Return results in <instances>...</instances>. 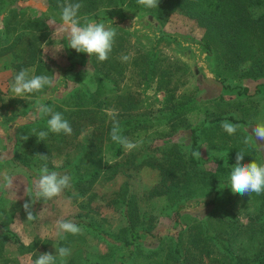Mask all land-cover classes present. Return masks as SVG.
<instances>
[{
	"label": "rangeland",
	"instance_id": "rangeland-1",
	"mask_svg": "<svg viewBox=\"0 0 264 264\" xmlns=\"http://www.w3.org/2000/svg\"><path fill=\"white\" fill-rule=\"evenodd\" d=\"M46 6V0H37L32 6L30 3L27 16H38ZM9 9L7 8L6 11ZM115 13L113 9L112 15ZM2 19L1 14L0 31ZM114 19L119 28L130 33L124 35L118 29L115 31L113 49L123 45L118 55L128 57L126 61H122L128 68L122 76L113 73L112 83L103 80L89 69L77 66L79 55L74 49L68 48V36L63 30L62 23H48L49 35L42 44V54L49 65L47 68L52 70L54 66L58 70V73L49 76L53 77L54 81L51 87L46 86L42 91L25 94L22 98L16 97L10 88L16 61L11 54L0 57V122L13 115H22L20 111L23 110L24 105L29 109L25 117L15 119L14 122L0 129L2 133L9 134V140L3 141V148L6 151H12L13 144L17 141L19 149L30 157L36 148L32 144L39 140L36 137L37 133L48 131L49 117L42 118L45 125L42 123L40 126L23 127L26 119L29 120L36 115V102L43 103L42 101L46 99L54 98L52 104L48 106L53 111L58 112L57 108H60L63 112L70 104L66 101L69 91L74 87L80 89L79 96L84 104L92 107L102 103L100 109H93L97 112V119L105 120L119 115V108L116 110L115 104L118 98L127 95L139 103L137 109L127 114L129 116L138 114L144 119H149V123L142 127L145 129L140 130V128L126 137L138 143L135 149L127 150L122 146L124 154L116 160L112 159L107 147L103 149V154L100 156L102 159L99 166L100 173L83 197L73 200L63 192L59 197L51 200L41 199L33 205L32 211L35 215L33 220H27L22 207L26 201L35 198L33 182L18 167L0 162V196L3 199L0 223H6L7 228L24 246L35 245L32 251L24 255H19L12 242L6 246V255L15 258L19 264H32L41 253L55 255L57 247L71 249V255L66 258L64 264L68 261L78 263L85 259L91 262L107 255V247L84 230L77 235L68 233L58 235L56 221L60 219L72 222L83 219L89 221L92 218L107 232L116 234L125 225L120 205L114 203L124 186H127L129 194L134 197L139 208L151 211L156 216L159 232L171 229L173 224L165 214L167 211L165 199H145L146 193L160 181L157 170L143 167L140 170L130 169L122 172L110 181H106V177L110 173V167L127 158L139 159L144 155L162 158V150L166 146L169 149L179 147L180 153L184 154L189 143L190 127H201L198 132L201 138L198 151L202 157L227 154L232 156L236 163L237 152L242 151L245 156L241 163H251L254 160L258 164H264V144L257 143L254 138L249 144L244 143V138L250 134L251 129L257 123L264 122V80L251 81L246 78L243 71L248 64L239 67L232 75L217 77L215 58L212 56L208 59L207 54L198 46L204 38V29L179 13L170 15L160 31L153 27L150 18L143 15H130L122 22ZM81 21L83 22V18ZM151 52L154 53V57L148 67L146 63ZM72 64L76 65L74 70L65 73ZM29 74L34 75V72ZM62 76L71 80L66 86L56 89L57 79ZM151 76L153 79L150 81ZM221 78H225L226 81L221 82ZM225 85L246 87L248 92L246 95H238L237 88L225 89ZM159 86L166 88L165 92L157 90ZM172 112L176 113V116L168 125L155 122L156 117L169 115ZM215 117L223 118L222 121L232 117L241 122H230L240 127L234 134L229 135L222 130L220 126L222 121L208 122ZM78 128L80 134L77 138L69 140L62 152L54 153L50 160L47 159L48 165L58 170H66L76 164L93 131L91 125H87L86 119L75 125V129ZM1 148L0 161L8 160ZM202 169L209 173L217 172L216 166L212 163L205 164ZM5 173L13 177L11 188L4 186L2 174ZM93 194L94 197L88 201L87 197ZM262 197L264 193L241 196L232 193L230 189L216 208L195 207L191 204L184 213L194 220L209 219L211 227H215V234L227 247L238 256L252 257L264 250V206H260L264 201ZM229 223L233 230L227 226ZM44 240L51 243L45 250L42 248ZM59 242H63L62 245ZM153 242L155 240L140 242L142 255L157 245L152 244ZM66 243L69 245H65ZM212 253V256H215L214 251ZM73 256L74 258H71ZM160 261L159 256L152 261H147L145 256H141L135 264H160ZM203 261L208 262L206 258ZM58 263L61 264L59 258L56 264Z\"/></svg>",
	"mask_w": 264,
	"mask_h": 264
},
{
	"label": "trees",
	"instance_id": "trees-1",
	"mask_svg": "<svg viewBox=\"0 0 264 264\" xmlns=\"http://www.w3.org/2000/svg\"><path fill=\"white\" fill-rule=\"evenodd\" d=\"M35 1L37 0H0V15L3 16L0 31V57L11 54L16 61L13 82L19 71L30 67L35 70L34 75L52 76L58 73L57 68L52 65V70L47 68L49 65L43 57L42 44L49 35L48 23L53 20L55 23H62L60 5L66 3H80L82 5L78 13L80 18L86 17L88 20L109 23L108 25H112L115 31L118 29L124 35L130 32L119 28L114 18L122 22L130 15H143L150 18L153 27L160 31L170 15L179 13L195 21L200 28L204 29V38L198 46L207 54L208 59L212 56L215 58L217 77L232 75L239 67L248 64L243 75L251 81L264 80V0H159L158 6L154 8L139 5L137 0H46L45 10L38 16L29 17L27 10L30 3L32 6ZM7 8L10 9L6 11ZM113 9L116 12L115 15H112ZM121 47L123 48V45L112 48L109 58L103 62L99 61L95 55L89 57L85 53H78L77 66L89 69L103 80L112 83L113 73L122 76L128 68L126 64H123L122 56L118 55ZM153 57L154 53L151 52L146 63L148 67L152 64ZM75 64L66 69L65 73L72 72ZM151 79H153L152 76L150 81ZM57 80L56 89L66 86L71 79L68 80L62 76ZM225 81V78H221V82ZM224 88H237L238 95H246L248 92L246 87L239 88V85L234 87L225 85ZM157 90L165 92L166 88L159 86ZM79 94L80 89L74 87L69 91L66 103L70 102V104L66 110L62 112L60 108H57V111H60L71 125L72 136L50 132L51 134H48L45 139L35 143L33 141L32 145L36 148L30 157L19 149L17 141L13 144L12 151L4 150L3 141L9 140V134L0 131L2 147L0 148L8 158L0 162L18 167L33 184L39 175L40 168L46 163L50 171L67 174L72 178L71 188L64 192L73 200L83 197L85 191L89 190L92 182L99 175L102 160L100 156L104 148L107 147L112 159L116 160L123 156L122 145L111 138L114 123H118L120 135L123 137H127L140 128V130L145 129L142 127L149 123V119H144L142 115L127 114L137 109L139 104L130 95L118 98L115 108L116 110L119 108V115L104 120L97 119V112L93 111L95 108L100 109L102 103L90 107L84 104ZM53 99L42 102L48 106L52 104ZM28 110L24 105L23 110L20 111L22 115L5 118L0 122V129L14 122L15 119L25 117ZM175 116L176 113L172 112L169 115L156 117L154 120L158 124L168 125ZM82 119L87 120V125H91L93 131L87 139L84 152L76 161L77 165H71L66 170H58L48 165L49 161L46 162L38 156H47L50 160L54 153L62 152L67 142L80 134V128L75 129V125H78ZM222 120L223 118L215 117L208 122L217 123ZM227 120L233 123L241 122L232 117ZM42 123L44 124L42 118L33 115L31 119H26L23 127L40 126ZM200 129V126L188 129L189 143L184 154L180 153L179 147L169 149L166 146L162 150V158L151 155H144L139 159L127 158L110 167V173L106 177V181H110L122 172L130 169L140 170L143 167L157 170L160 181L146 193L145 199L164 198L167 209L165 214L168 215L173 227L168 231L159 232L156 216L151 211L139 208L134 197L129 194L127 186H124L120 189L114 203L120 205L125 225L116 234L107 232L92 218L89 221L84 219L74 221L94 239L102 242L107 247L108 254L91 262L85 259L78 263L68 261L65 264H135L141 256H145L147 261H152L159 256L160 264H264V250L252 257L238 256L215 234V227H211L209 219L194 220L184 213L187 206L191 204L195 207L216 208L224 194L230 190V171L235 165L234 158L227 154L199 158L192 156V151L198 150L201 141L198 134ZM207 163L214 164L217 172L204 171L202 168ZM93 197L94 194L87 197L88 201ZM262 198L264 200V197ZM2 204L3 199L0 196V209ZM260 206H264V201ZM229 222H231L230 219ZM227 226L233 230L230 223ZM142 240L143 242L155 240L152 244L157 245L142 255L140 246ZM11 242L15 244L19 255L27 254L35 247V245L24 246L7 228L6 223L1 222L0 264H19L15 258L6 255V246ZM62 243L59 242L61 245ZM50 244V241L44 240L42 248L45 250ZM213 251L215 256H212ZM204 258L208 260L207 263H204Z\"/></svg>",
	"mask_w": 264,
	"mask_h": 264
},
{
	"label": "clouds",
	"instance_id": "clouds-1",
	"mask_svg": "<svg viewBox=\"0 0 264 264\" xmlns=\"http://www.w3.org/2000/svg\"><path fill=\"white\" fill-rule=\"evenodd\" d=\"M139 5L147 8L158 6L159 0H137ZM82 7L80 3H66L60 5V20L62 21L63 30L68 36V48L74 49L77 53H85L89 57L95 55L99 61L103 62L109 58L112 51L114 39L116 36L115 29L112 25H106L104 22L88 20L86 17L78 16L79 10ZM55 21L53 20V23ZM135 22V21H134ZM133 22V26H134ZM127 56H123L122 60L126 61ZM34 69H22L15 77L10 88L16 97L22 98L25 94H32L42 91L46 86L51 87L54 83L53 79L47 75H30ZM35 114L38 118L49 117L47 119L48 131H39L36 137L43 140L48 133H64L71 135L72 128L69 122L64 118L62 113L53 111V109L39 101L35 104ZM221 128L229 135L234 134L240 127L228 120L221 122ZM111 138L114 142L119 143L127 150H132L138 147V143L128 140L120 135L118 123H114ZM257 143L264 144V122L257 123L248 136L244 138V143L249 144L252 139ZM192 156L199 158L201 153L198 150L192 151ZM42 160H47V156L38 155ZM245 154L238 151L236 155V163L231 167L230 171V189L232 193L240 194L241 196L250 193L257 195L264 193V164H258L256 161L251 163H241ZM4 186L11 188L13 186V177L8 174H2ZM72 178L67 174H61L57 171H50L45 163L39 170V175L34 181V195L30 201H26L22 207L27 215V220H33V205L43 199L51 200L59 197L66 189L71 188ZM58 229L57 234L65 233L77 235L82 229L79 225L72 221L63 219L56 221ZM71 255V249L67 247L55 248V255L52 253L39 254L33 264H56L57 258L64 264V261Z\"/></svg>",
	"mask_w": 264,
	"mask_h": 264
}]
</instances>
